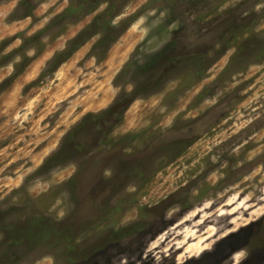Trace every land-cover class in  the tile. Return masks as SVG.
<instances>
[{
    "label": "rangeland",
    "instance_id": "374dc122",
    "mask_svg": "<svg viewBox=\"0 0 264 264\" xmlns=\"http://www.w3.org/2000/svg\"><path fill=\"white\" fill-rule=\"evenodd\" d=\"M71 2L0 0V264H264V0Z\"/></svg>",
    "mask_w": 264,
    "mask_h": 264
},
{
    "label": "trees",
    "instance_id": "16d2710c",
    "mask_svg": "<svg viewBox=\"0 0 264 264\" xmlns=\"http://www.w3.org/2000/svg\"><path fill=\"white\" fill-rule=\"evenodd\" d=\"M185 1L191 7L197 6V0H179ZM107 3V7L100 12L95 19L84 29H82L75 37H73L65 50L59 54H56L54 60L57 61L62 54H66V59L72 56L82 45L87 43L95 35H100V40L94 45V49L103 52L105 54L109 49L110 45L117 39V36L108 37L107 33L112 31V23L117 14H119L126 4V0H72L66 11L56 18L69 15L74 10L75 14L78 12L85 11L86 15L97 10L101 4ZM190 7V6H189ZM190 10V9H188ZM124 29H122L123 31ZM113 34V33H112ZM117 34V33H116ZM119 36V35H118ZM201 50V49H200ZM65 61V58H61Z\"/></svg>",
    "mask_w": 264,
    "mask_h": 264
},
{
    "label": "flooded vegetation",
    "instance_id": "af4514ba",
    "mask_svg": "<svg viewBox=\"0 0 264 264\" xmlns=\"http://www.w3.org/2000/svg\"><path fill=\"white\" fill-rule=\"evenodd\" d=\"M217 27V26H216ZM215 26H211L210 28H209V30L210 31H212V32H215L216 30H217V28H216ZM201 46V45H200ZM199 48H204V47H199ZM132 97H135V95H133ZM135 98H133V100H134ZM108 144H110V143H108ZM105 149V148H104ZM111 149H115L114 147H111ZM106 150H103V152H102V154L101 155H103V154H105V158L107 159V162H104V166L96 173L97 175H101L102 174V172H104V170H105V168L107 167V166H109V164H111V162L112 161H114V160H117V163L119 164V171L120 170H122L123 168H124V165H125V161H126V159H128V160H135L136 158H135V156H136V154H140L141 152H138L137 151V153H135V154H126L127 152H122L121 150H120V153L118 154V155H116V153L115 152H113L112 150L111 151H109L108 152V154H106V152H105ZM89 153H94V152H89ZM100 155V156H101ZM98 157V155H94V156H92L91 157V159H93V158H97ZM93 164L92 162H89V164ZM120 166H121V168H120ZM129 168H130V170H132L133 169V171H135L136 170V168H137V163L136 162H131L130 164H129ZM137 171V170H136ZM137 174H139V172L137 171L136 172ZM141 173V172H140ZM133 174H135V172H133ZM120 175V174H119ZM140 176H141V174H139ZM92 207V206H91ZM7 222L6 221H4V220H2L1 221V223H0V225H2L1 227H3V225L4 224H6ZM6 230H8V229H6ZM13 231H12V229L10 228V231L9 232H7V234L9 235V237H11L12 238V235H15V234H13L12 233ZM17 236H19V235H17ZM17 238V237H16ZM15 238V239H16ZM53 239V238H52ZM58 239H60V238H58ZM153 240V239H152ZM150 243V239H149V241L147 242V244H149Z\"/></svg>",
    "mask_w": 264,
    "mask_h": 264
}]
</instances>
